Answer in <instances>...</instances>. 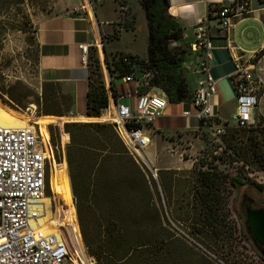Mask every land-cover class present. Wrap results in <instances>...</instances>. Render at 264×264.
<instances>
[{
	"label": "rangeland",
	"instance_id": "rangeland-1",
	"mask_svg": "<svg viewBox=\"0 0 264 264\" xmlns=\"http://www.w3.org/2000/svg\"><path fill=\"white\" fill-rule=\"evenodd\" d=\"M112 1L79 0L83 5L84 2L86 5L89 3L96 17L97 14L104 12L115 22L118 16L112 12ZM58 5V0H0V100L6 105L0 104V107L6 110L7 115H9L3 120L0 115V121L3 125L11 128L32 124L37 129L38 134L42 133L49 141L51 139L49 126H57V129L53 130L56 147H52L54 165H52V177L50 179L51 189L55 193L59 206H61L57 207L59 209L56 218L60 220L62 218L61 213L73 208L79 236L72 178L66 164V147L69 145L70 139L69 135L63 139V125L66 122H102L108 124L112 130L113 125L110 121L88 120L87 116L72 115L70 112V95L64 93L58 85L55 86L58 93L56 99L53 98V100L45 102L41 99L42 82L38 76V50L34 39V23L42 15L57 12ZM136 17V38L131 40L130 33H123L118 44L131 48L138 55H144L145 41L144 37L143 39L141 37L142 24L138 12ZM108 29L105 30L104 34L100 31V36L103 37V41L112 40L109 45L113 46L117 44L114 39L117 38L118 32L109 34ZM117 29L115 28V31H118ZM237 30V42L241 44H246L245 42L248 41L258 44L264 37V26L261 24L250 25L246 27L245 32L242 31L243 26L238 27ZM123 49L125 50V47ZM259 67L261 68L259 73L264 74V61L259 63ZM119 82V79H116V83L119 84ZM188 83L190 86L189 81ZM47 89L50 91L51 87H47ZM8 90L12 92L13 96H17L20 92H24L26 95L20 98L19 102L12 104L14 101L10 102L9 97L4 94ZM31 93L38 95V112L34 102L37 98L34 94L30 95ZM263 93L264 84L263 87L260 86L255 118L258 117L257 112L264 115ZM182 109L191 110V107L188 105L172 106L169 108V112L176 111L177 113ZM40 110L43 111L41 114ZM226 119H228L226 131L228 129L236 131L233 142L236 143V146L242 144L246 147L249 143L248 136L252 135L247 130L248 126L238 128L231 122L229 116ZM257 122L256 119L255 123ZM72 130L76 141L86 143L97 149L92 151L94 154H84L83 157H79L76 153L77 158L72 163L73 181L76 183L79 194L81 193V198L84 200L86 198L88 204L93 206V210H96L102 217L114 213L124 226L127 238L141 237L151 241L150 257L161 254L162 259L164 258L157 264H264L263 258L245 235L243 218L237 214L238 203L243 193L253 198L257 203L263 200L264 183L261 184V189L251 183L238 188H232L228 185L227 176L235 174L239 164L233 162L234 153L231 149L225 148L224 138L221 139L222 143L218 142L213 137L210 128L203 127L202 123L199 122L198 128L195 130L159 135L165 141V151L171 154L177 153L180 159L185 160V163L190 166L187 168L181 164L179 169L161 174L159 171L154 172L155 168L152 164L146 165L138 160V164L147 174L151 186L150 194L137 185V176L127 160H119L117 154L108 155L101 149L102 138L104 139L101 131L75 127ZM150 136L152 138L150 148H153L155 135L150 133ZM160 137H156V142L161 151L162 141ZM116 143L114 149L117 151L123 144L120 141ZM258 149L263 155L262 165L264 166V144H260ZM166 152H164L165 155H167ZM94 157L98 163L97 167L100 163L99 176L101 177L97 183L93 177L94 174H92L88 193L85 195L82 189L88 176L84 175V169L86 172L89 170ZM248 157L255 162L254 165L261 163L250 154ZM76 159L78 160L76 161ZM199 169L210 171L217 169L221 174L220 181H222L223 190L217 203V214L221 221L218 229L204 228L202 232L197 233V224L203 219V208L195 192L199 184L196 178ZM255 176L257 177V175ZM52 184H56L57 189L63 187L65 197L56 188H52ZM115 186L121 188L118 200L114 199L113 187ZM158 217L162 222V228L159 225ZM161 239H166V246L161 243ZM176 240L181 243L182 253H179V250L174 251ZM163 246L164 249H162Z\"/></svg>",
	"mask_w": 264,
	"mask_h": 264
},
{
	"label": "built area",
	"instance_id": "built-area-1",
	"mask_svg": "<svg viewBox=\"0 0 264 264\" xmlns=\"http://www.w3.org/2000/svg\"><path fill=\"white\" fill-rule=\"evenodd\" d=\"M250 4L251 0L210 3L208 16L197 21L194 40L188 46L189 51L199 55L193 71L200 73L201 78L191 89L190 99L180 102L190 106L194 112L186 109L182 115H194L203 127L210 128L218 142L224 133L226 120L218 118L213 104L217 80L210 72V60L215 39L224 41L234 62L228 75L235 99L230 120L237 126H249L256 120L254 113L260 90L256 59L264 51V42L258 50L246 53L230 39L233 20L246 16ZM83 7L93 15L90 4L87 6L84 2ZM118 8L119 21L125 23L128 20L127 7L121 2ZM103 44L100 33L96 31L91 42L78 45L80 59L87 64L91 51L97 56L108 96V105L102 113H107L128 153L147 165L146 149L150 145L152 125L164 116L169 102L154 86L155 72L148 67L147 60L135 58L133 69L120 76L124 84L132 85L133 100L128 101L118 93L114 98ZM121 59L123 62L131 61L125 53L121 54ZM39 134L32 124L19 128L0 124V264H96L82 241L78 243L71 232L58 223L59 203L50 185L53 151L43 140L42 133ZM234 163L243 164L241 161ZM243 168L250 179L258 184L264 183V172L253 170L248 165H243Z\"/></svg>",
	"mask_w": 264,
	"mask_h": 264
},
{
	"label": "trees",
	"instance_id": "trees-1",
	"mask_svg": "<svg viewBox=\"0 0 264 264\" xmlns=\"http://www.w3.org/2000/svg\"><path fill=\"white\" fill-rule=\"evenodd\" d=\"M145 14L148 38H147V57L141 58L137 55L127 54L130 56V62H123L121 59V54H115L110 60L107 58L105 53V62L109 72L112 77V95L115 98L117 95L115 89L114 79H120L122 74H125L133 69L132 61L133 59H139L140 61L147 60L148 67L154 70L155 76L153 79V84L156 88L160 89L167 101L169 103H180L182 101L188 100L191 97V88L188 86L186 81L185 70L183 68L184 62V49L172 46L171 42L178 41L183 37V31L179 23L175 20L173 16L168 13V0H139ZM125 29H130V25L127 24ZM102 41H103V37ZM104 49V44H103ZM264 53V51L262 52ZM257 60V59H256ZM88 89L86 92V118L89 120H98L97 116H100L102 109L108 105V96L104 88L103 76L101 72V66L97 56L94 52H90L88 57ZM42 91L40 96L43 102L47 100L56 99L58 94L55 90L54 83L42 82ZM47 87H51L50 91ZM9 97V101H14L15 104L19 102L20 98H23L26 94L20 92L17 96H13L11 91H6ZM34 93H31L32 95ZM37 98L34 102L36 104V111L38 112V95L34 94ZM0 104L6 106L1 100ZM71 105V97H70ZM36 112V113H37ZM40 110V114H41ZM49 115L51 113H43ZM53 114V113H52ZM0 115L3 120L7 115V111L0 107ZM61 115V114H57ZM257 123L248 126V131L252 135L248 136L249 143L246 145L236 146L233 142L235 139L236 131L227 128L228 121H225L224 133L220 136L221 139L224 138L225 148L231 149L234 153L233 162L241 161L242 165H237L238 168L233 175L227 176V183L232 188H238L244 186L248 183L253 184L257 188L261 189L262 185L254 182L244 172L243 165H248L253 170H258L264 172V166L262 165L263 155L259 151L258 147L260 144H264V117H259ZM219 122V120H216ZM232 122V121H231ZM233 123V122H232ZM62 127V124H60ZM235 126H237L235 124ZM59 127V126H58ZM89 128L93 130H99L103 133L104 139L102 138V150L108 155L117 154L119 160H127L134 170L137 176V185L141 189L145 190L148 194L151 192V186L149 184L147 174L143 170L142 166L136 161L126 150L125 146L119 147V150L114 149V144L116 142L122 141L117 136L116 132L110 129L109 125L102 122H66L63 125L64 131L62 132L63 139H66L69 135V145L66 147V164L68 172L71 175L72 180V190L75 201V210L77 215L78 227L81 235V241L85 247L88 255L95 259L96 264H157L159 261H163L161 254L160 256L150 257L149 247L152 245L151 241L142 239L141 237L127 238L125 236L124 226L119 222L114 213L106 214L104 217L100 216L96 210H93V206L88 204L86 198L85 200L81 198V193L79 194L78 188L74 180L72 173V163L75 158H77L76 153L79 157H83L85 154H94L92 151L97 150L95 147L88 145L83 142H78L75 140L73 133V128ZM238 128H243L247 126H237ZM57 129V126H49L51 133V139L42 135L43 140L46 142L47 146L52 149L56 147V142L53 138V130ZM109 131V132H108ZM123 144V143H122ZM248 154L252 155L255 160L261 163L254 165V161L250 160ZM76 156V157H74ZM78 159H76L77 161ZM96 158L94 157L91 162V167L89 170L84 169V175L88 176L86 183L83 185V191L85 195L88 193L90 185V177L94 174L95 181L98 183L100 163L97 167ZM98 168V169H95ZM98 176V179H97ZM221 174L219 171L213 170H198L197 180L199 184L196 187V195L199 198L202 205L203 219L199 224H197L196 232L200 233L204 228L217 230L218 225L221 221L217 214V203L219 201L220 193L223 190L222 181H220ZM153 180V179H152ZM101 182V181H100ZM52 188L57 189V185L52 184ZM119 186L113 187L114 199L118 200L120 198ZM57 191L65 197L63 187L58 188ZM98 215H97V214ZM60 220L58 223L62 225L65 229L71 232V235L79 243L80 239L77 232L76 218L73 208L61 213ZM159 218V217H158ZM160 227L162 228V222L160 218L158 219ZM174 251L179 250V253L183 252L181 243L175 241ZM161 243L165 245L166 239H161ZM164 246L162 249H164ZM149 254V255H148ZM164 254V253H163ZM264 260V259H263ZM84 261V260H83Z\"/></svg>",
	"mask_w": 264,
	"mask_h": 264
},
{
	"label": "crops",
	"instance_id": "crops-1",
	"mask_svg": "<svg viewBox=\"0 0 264 264\" xmlns=\"http://www.w3.org/2000/svg\"><path fill=\"white\" fill-rule=\"evenodd\" d=\"M211 1V2H210ZM222 0H168V13L175 18L183 31V37L178 41L171 42L172 46L184 49V70L186 81L190 82V88L196 87L197 81L201 78V74L194 72L199 60L197 53L189 51V44L194 40V28L199 19L208 16L210 3H220ZM123 2L127 7L128 20L125 23L119 21L118 5ZM57 12L42 15L34 23V39L38 50V76L41 82H51L62 88L64 93H68L71 97L70 112L74 116H86V92L88 89V66L80 59L79 44L89 43L93 40L95 32L108 29L109 34L117 33V44L109 45V42L104 40V53L110 60L115 54L127 53L137 55L141 58L147 57V38L148 30L144 10L139 0H113V11L118 19L111 20L107 13L97 14L93 16L88 14L83 4L79 0H58ZM135 5V6H134ZM137 12L140 14L142 24V39L145 41L144 55H138L137 52L131 50L127 46H120L118 42L121 40L123 33H130L131 40L137 36ZM116 19V18H115ZM129 24L130 29H125V25ZM253 24H261L264 26V0H251L249 13L240 18L233 20V26L230 29V39L232 43L238 46L246 53H251L260 48L264 42L263 39L258 43L245 42L246 44L238 43V27L243 26L245 32L246 27ZM249 25V26H248ZM116 26V27H115ZM118 28V31H115ZM215 48L212 51L210 60V72L217 80V93L214 97L213 104L218 118L221 121H228V116L231 117L235 109L234 92L229 82L228 75L233 70L234 62L231 59L229 50L225 47L222 40H214ZM125 47V50L123 49ZM256 70L260 80V86L264 84V74L259 73V63L264 61V53H260L257 58ZM119 84L114 79L115 89L118 94H123L128 101L133 100V87L131 84H124L119 79ZM261 82H263L261 84ZM189 84V83H188ZM160 90V89H159ZM159 92V91H158ZM161 92V90H160ZM260 92V90H259ZM258 92V96H259ZM264 94V93H263ZM185 104L169 103L163 117L157 119L152 125V133L155 135V146L146 149V156L150 164L154 166L156 172L161 174L171 170L179 169L182 166L189 168L190 165L185 163V160L180 159L176 154L167 153L165 151V141L159 135L164 133L182 132L195 130L198 128L199 121L194 115L183 116L182 109L176 113L169 112L172 106ZM258 109V106L256 107ZM192 113L194 112L191 108ZM258 117H264L257 112ZM254 117H256L254 113ZM255 118V119H258ZM155 133V134H154ZM156 137H160L162 141V150L157 146ZM151 138V136H150ZM152 140V138H151ZM166 152L167 155L164 154ZM182 160V163H180ZM157 164V166H155Z\"/></svg>",
	"mask_w": 264,
	"mask_h": 264
},
{
	"label": "water",
	"instance_id": "water-1",
	"mask_svg": "<svg viewBox=\"0 0 264 264\" xmlns=\"http://www.w3.org/2000/svg\"><path fill=\"white\" fill-rule=\"evenodd\" d=\"M250 201H253L249 198ZM244 224L248 230L252 243L256 247H264V208L247 209ZM264 256V253L262 252Z\"/></svg>",
	"mask_w": 264,
	"mask_h": 264
},
{
	"label": "flooded vegetation",
	"instance_id": "flooded-vegetation-1",
	"mask_svg": "<svg viewBox=\"0 0 264 264\" xmlns=\"http://www.w3.org/2000/svg\"><path fill=\"white\" fill-rule=\"evenodd\" d=\"M249 198L251 197L243 193L238 203L237 214L240 215L241 218H243V223H244L245 213L247 209L264 208V198L260 203H257L253 198H251L253 201H250ZM244 227H245V235L251 240V236L248 230L246 229L245 224H244ZM254 247L257 250V252L260 254V256L264 259V256L262 255V252L264 253V247H256L255 245Z\"/></svg>",
	"mask_w": 264,
	"mask_h": 264
},
{
	"label": "bare ground",
	"instance_id": "bare-ground-1",
	"mask_svg": "<svg viewBox=\"0 0 264 264\" xmlns=\"http://www.w3.org/2000/svg\"><path fill=\"white\" fill-rule=\"evenodd\" d=\"M87 6H89V3ZM97 117H98L99 121H109V118H108V115L106 112H104L103 114H101L100 116H97ZM0 124H2L1 121H0ZM9 128H11V127H9Z\"/></svg>",
	"mask_w": 264,
	"mask_h": 264
}]
</instances>
